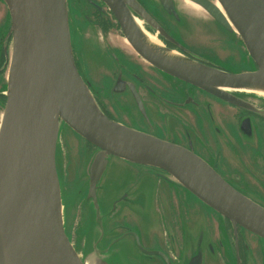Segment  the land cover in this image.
Segmentation results:
<instances>
[{
	"label": "flooded vegetation",
	"instance_id": "obj_1",
	"mask_svg": "<svg viewBox=\"0 0 264 264\" xmlns=\"http://www.w3.org/2000/svg\"><path fill=\"white\" fill-rule=\"evenodd\" d=\"M132 1L129 17L141 30L126 29L105 0H67L73 62L99 109L115 124L186 149L264 207V98L232 91L236 103L224 100L162 70L135 46L138 36L148 46L145 33L156 47L200 65L230 74L256 72L243 40L231 44L241 59L227 63L222 32L207 29L210 20L188 5L198 7L194 3L169 0L168 11L162 0ZM1 5L8 8L0 0V122L14 49L13 20L9 9L1 16ZM191 22L194 27H186ZM73 141L61 136L57 163L66 233L83 259L264 264L263 238L234 225L171 172L108 154L79 136Z\"/></svg>",
	"mask_w": 264,
	"mask_h": 264
},
{
	"label": "water",
	"instance_id": "obj_2",
	"mask_svg": "<svg viewBox=\"0 0 264 264\" xmlns=\"http://www.w3.org/2000/svg\"><path fill=\"white\" fill-rule=\"evenodd\" d=\"M4 1L14 49L0 122V264H6V255L11 264H96L79 255L65 229L57 163L64 126L108 154L171 172L202 202L264 239V207L186 149L122 127L102 113L73 62L67 0ZM105 1L126 29H136L129 17L132 0ZM189 1L243 40L256 72L216 70L150 48L139 36L138 51L162 70L232 103V91L264 90V0ZM162 2L172 11L169 0Z\"/></svg>",
	"mask_w": 264,
	"mask_h": 264
},
{
	"label": "rangeland",
	"instance_id": "obj_3",
	"mask_svg": "<svg viewBox=\"0 0 264 264\" xmlns=\"http://www.w3.org/2000/svg\"><path fill=\"white\" fill-rule=\"evenodd\" d=\"M184 4V3H182ZM5 10L8 11V8L6 9V6L5 8L1 5V16H2V12ZM204 14L207 16V19H209V24L207 26V29L208 30H218V32H222V39H223V48H224V52H223V56H224V60L228 62L230 61H233L236 56L233 54L234 50H232V48H235V47H232L231 44L232 43H235L238 39H240V42L242 41V39L237 35V34H230L228 32H226L224 29L220 28L216 23L215 21L210 17L208 16L207 13L204 12ZM185 19H187V17H185ZM213 22V24H211ZM186 27H194L193 23L191 22L190 25H186ZM197 32H201V30H197ZM202 37H200L201 39L204 38V35H201ZM216 36V32L214 34H209V37H212V38H215ZM215 39H213V44H215L214 42ZM243 42V41H242ZM238 48V47H236ZM241 59L240 55L238 58H236V62L238 63V61ZM235 63V61H234ZM241 67V66H240ZM238 68V67H237ZM235 70H240V69H235ZM70 133H73L71 132L70 130H68L66 128V126H64L62 129H61V135L66 139V138H70L72 139V143L74 144V141H73V138L77 137L78 135L76 134H70ZM65 183L68 185V186H71L73 181L71 179H68L66 178L65 179ZM67 192H69L67 190ZM71 200V195L70 194H66V201L69 202Z\"/></svg>",
	"mask_w": 264,
	"mask_h": 264
},
{
	"label": "bare ground",
	"instance_id": "obj_4",
	"mask_svg": "<svg viewBox=\"0 0 264 264\" xmlns=\"http://www.w3.org/2000/svg\"><path fill=\"white\" fill-rule=\"evenodd\" d=\"M188 5H189L194 11H196L197 13L202 14L203 11H202L199 7H196V6L192 5L191 3H188ZM135 25H136V27L138 28V30H141V29L139 28V27H140V23H138V24L135 23ZM198 30H205L203 24H200V25L198 26ZM142 37H143L144 42H145L150 48H151V47L154 48V47L157 46V44H156V40H155L154 37H150V36L146 35L145 33H143ZM240 90H241V91H239V92L248 93V94H255V95H259V96H261V97L264 98V90H262V89H260V88H258V87L248 86V87H246V88H242V89H240ZM5 261H6V264H11V262L9 261V257H8L7 255H6V257H5Z\"/></svg>",
	"mask_w": 264,
	"mask_h": 264
}]
</instances>
